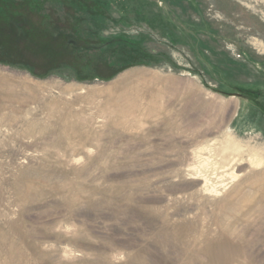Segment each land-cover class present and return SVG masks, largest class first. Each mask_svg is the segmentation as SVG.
Instances as JSON below:
<instances>
[{
	"label": "rangeland",
	"instance_id": "rangeland-1",
	"mask_svg": "<svg viewBox=\"0 0 264 264\" xmlns=\"http://www.w3.org/2000/svg\"><path fill=\"white\" fill-rule=\"evenodd\" d=\"M0 264H264V0H0Z\"/></svg>",
	"mask_w": 264,
	"mask_h": 264
}]
</instances>
